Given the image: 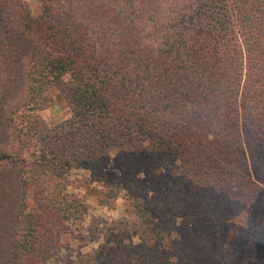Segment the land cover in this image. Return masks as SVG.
I'll return each mask as SVG.
<instances>
[{
  "label": "trees",
  "instance_id": "1",
  "mask_svg": "<svg viewBox=\"0 0 264 264\" xmlns=\"http://www.w3.org/2000/svg\"><path fill=\"white\" fill-rule=\"evenodd\" d=\"M37 1L0 0V264H54L121 193L70 264H223L263 167L264 0Z\"/></svg>",
  "mask_w": 264,
  "mask_h": 264
},
{
  "label": "rangeland",
  "instance_id": "2",
  "mask_svg": "<svg viewBox=\"0 0 264 264\" xmlns=\"http://www.w3.org/2000/svg\"><path fill=\"white\" fill-rule=\"evenodd\" d=\"M33 12H37L40 2L27 0ZM57 100V103L38 113L43 120L42 124L49 128L54 127L71 117L69 106ZM262 150L260 153L261 165L258 170L260 174L256 188L249 190L248 195L239 198L238 205L243 213L238 220L227 223L225 226L226 254L223 264H264V137L260 142ZM251 159V158H250ZM74 183L69 187L70 193H86V187L91 189L95 186L86 171L73 173ZM92 193L93 192H87ZM90 210L79 229L74 231L78 239L72 241V236L63 238L62 251L56 252L54 264H70L77 258L79 252L91 251L102 241V227L105 221L118 219L125 216V199L121 193L111 206L100 205L95 195L88 197ZM127 219L136 222L137 218L127 215Z\"/></svg>",
  "mask_w": 264,
  "mask_h": 264
}]
</instances>
